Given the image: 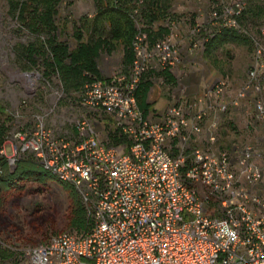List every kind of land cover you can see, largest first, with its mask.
Returning a JSON list of instances; mask_svg holds the SVG:
<instances>
[{"label":"built area","instance_id":"obj_1","mask_svg":"<svg viewBox=\"0 0 264 264\" xmlns=\"http://www.w3.org/2000/svg\"><path fill=\"white\" fill-rule=\"evenodd\" d=\"M245 3L210 7L208 26L188 32L191 49H202L219 27L246 37L250 57L231 94L226 78H217L158 118L143 117L133 96L140 76L177 71L179 50L170 34L149 47L138 31L126 76L82 86L77 98L85 114L70 133L38 119L32 129L8 132L0 149L8 166L31 154L77 191L87 225L16 245L1 223L7 264H264V25L239 24ZM106 130L125 142L110 146Z\"/></svg>","mask_w":264,"mask_h":264},{"label":"rangeland","instance_id":"obj_2","mask_svg":"<svg viewBox=\"0 0 264 264\" xmlns=\"http://www.w3.org/2000/svg\"><path fill=\"white\" fill-rule=\"evenodd\" d=\"M7 1L0 0V111L3 112L4 118L9 119L8 131L14 132L18 128L32 129L38 119L45 127L54 131L70 133L72 121L85 114L78 105V91L71 90L66 94L57 76L45 75L40 63L35 69H25L24 62L16 57L13 48L15 44L24 45L32 42L35 37L18 27L8 13ZM233 1L170 0L172 21L169 22L168 39L178 48L177 68L181 66L184 71H174L173 75L180 80L181 75L185 73L191 76L197 74L198 95L217 78H226L230 94L243 80L250 57L248 43H224L216 48L212 57L204 59L200 54L201 49L197 47L191 49L187 40L191 18L194 27H207L209 8L218 9L230 5ZM247 1L250 17H247L242 26L246 30H253L259 25H264V11L261 15L257 14L258 9L264 6V0ZM84 16L88 18L94 16L92 0H63L59 4L56 22L65 33L63 40L70 47L73 45L71 36L74 27ZM120 58L119 47L110 55L101 54L97 60L100 74L103 77L118 75V71L121 70ZM155 63L152 61L153 66ZM179 88L185 91L181 83ZM100 129H97V135L103 137ZM241 132L238 130L236 135ZM3 152L6 156L12 155L7 144H4ZM76 203L81 204L86 217V209L71 185L60 183L56 179L47 180L41 185L29 181L22 190L5 193L0 206V224L5 223L3 225L12 233L10 240L16 245L38 243L44 241L51 233L79 230L69 225ZM9 261L10 259L0 256L1 264H7Z\"/></svg>","mask_w":264,"mask_h":264},{"label":"trees","instance_id":"obj_3","mask_svg":"<svg viewBox=\"0 0 264 264\" xmlns=\"http://www.w3.org/2000/svg\"><path fill=\"white\" fill-rule=\"evenodd\" d=\"M94 16H84L74 27L72 47L63 40L64 31L56 22L58 7L63 0H8V13L18 24L35 39L24 45L15 44L13 50L17 58L25 64V69H35L38 63L45 75L57 76L64 92L80 91L82 86L93 79H100L96 59L109 55L116 47L121 48V68L125 76L134 60L133 42L138 31L145 34L148 46L169 36L170 0H92ZM246 0L238 18L239 24L250 17ZM264 6L257 14L261 15ZM264 14V12H263ZM253 15V13H252ZM255 15V14H254ZM192 28L193 18L189 23ZM224 43L247 44L246 37L229 28L219 27L211 31L202 46L204 59L212 57L216 48ZM154 75L169 77L166 70L147 69L139 78L133 96L138 110L145 109L144 95L147 84L144 79ZM8 118L0 111V149L8 135ZM109 145L118 146L125 137L113 130H106ZM55 177L41 167L29 153L17 157L10 168L6 158L0 154V206L5 193L20 191L26 182L41 185ZM70 227L83 229L87 220L81 204L76 203L69 219Z\"/></svg>","mask_w":264,"mask_h":264},{"label":"crops","instance_id":"obj_4","mask_svg":"<svg viewBox=\"0 0 264 264\" xmlns=\"http://www.w3.org/2000/svg\"><path fill=\"white\" fill-rule=\"evenodd\" d=\"M119 49L121 52L120 47ZM200 54L202 56V49L200 50ZM121 57H122V53H121ZM98 58L96 59V68H97L100 80H109L111 77H106V76L103 77L100 74L98 67H97ZM119 67L121 70L118 71V75L125 76L121 68V58H120ZM181 68L182 67L179 66L177 68V71L184 72L182 71ZM166 72L169 75V77L160 76L158 74L157 75L152 74L151 76L147 77V79H144V81H146V84H147V89L144 95V102L146 105H145L144 110L139 109V111L141 115L145 118L156 119L160 115H162L171 104H174L175 102H179V104L182 105L183 102L187 100L189 96L198 95L199 87H198L197 80L199 77L197 74L194 76H191L185 73L181 75L180 80H178L173 75V73L169 72L168 70H166ZM180 83L183 85L184 90H185L184 97L181 96V93L179 90Z\"/></svg>","mask_w":264,"mask_h":264}]
</instances>
